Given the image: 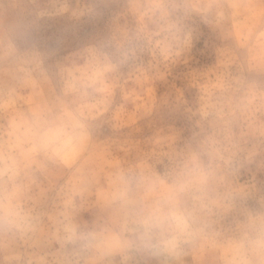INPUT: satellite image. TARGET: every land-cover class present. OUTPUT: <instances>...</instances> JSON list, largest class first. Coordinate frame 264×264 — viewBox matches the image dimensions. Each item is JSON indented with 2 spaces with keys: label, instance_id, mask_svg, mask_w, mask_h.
I'll return each mask as SVG.
<instances>
[{
  "label": "clouds",
  "instance_id": "obj_1",
  "mask_svg": "<svg viewBox=\"0 0 264 264\" xmlns=\"http://www.w3.org/2000/svg\"><path fill=\"white\" fill-rule=\"evenodd\" d=\"M0 264H264V0H0Z\"/></svg>",
  "mask_w": 264,
  "mask_h": 264
},
{
  "label": "rangeland",
  "instance_id": "obj_2",
  "mask_svg": "<svg viewBox=\"0 0 264 264\" xmlns=\"http://www.w3.org/2000/svg\"><path fill=\"white\" fill-rule=\"evenodd\" d=\"M38 2L47 7L48 9L55 11L61 6L64 0H38ZM77 0H71V3L75 5ZM42 44L50 49H56L64 44H68L70 41L63 35L61 31V25L58 23L50 22L43 30L41 35ZM47 87H44V92L47 93ZM119 99V98H117Z\"/></svg>",
  "mask_w": 264,
  "mask_h": 264
}]
</instances>
